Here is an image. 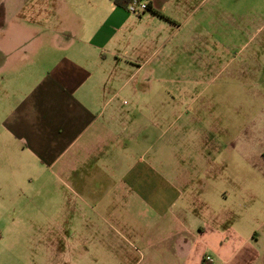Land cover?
Wrapping results in <instances>:
<instances>
[{"label":"crops","instance_id":"1","mask_svg":"<svg viewBox=\"0 0 264 264\" xmlns=\"http://www.w3.org/2000/svg\"><path fill=\"white\" fill-rule=\"evenodd\" d=\"M145 1L150 9L132 14L113 0H26L74 40L55 47L71 50L67 58L29 57L20 67L10 50L0 59L1 136L53 178L51 191L41 184L38 216L78 258L83 246L104 264H258L264 218H240L234 203L248 211V181L239 182L231 152L221 153L192 112L218 107L199 103L222 95L199 84L228 72L247 78V96L264 97L263 59L252 47L240 56L261 29L248 15L263 16L264 0ZM0 34V47L12 49L7 30ZM239 34L248 37L241 44ZM117 75L124 82L112 89ZM152 81L194 86L160 91ZM163 94L171 101H154ZM176 126L195 137L178 143ZM56 252L54 264L63 245Z\"/></svg>","mask_w":264,"mask_h":264},{"label":"rangeland","instance_id":"2","mask_svg":"<svg viewBox=\"0 0 264 264\" xmlns=\"http://www.w3.org/2000/svg\"><path fill=\"white\" fill-rule=\"evenodd\" d=\"M39 8L29 6L26 0H0V29L7 30L6 35L11 38L8 44L13 47L12 49H6V45L0 47V59L8 57L7 51L9 53L11 50L13 54L15 53L13 57H17L22 67L23 59L29 57L56 58L62 56L67 58L71 56V50L56 49V45L59 47L71 43L74 40V33L57 31V18L52 13L44 14L43 11H39ZM260 11L264 12V1L261 2ZM248 17L256 21L255 26L261 24V29L256 34L253 43L246 45V47L249 45V49L243 50L240 56L250 51L251 47L254 48L256 57L263 59L259 64L264 70V14L263 16L258 15L253 11ZM247 38L239 34L237 43L241 44ZM1 41L6 43L7 39L0 37ZM24 43H29V45L22 48ZM40 43L43 44V49L36 51ZM112 67L110 66V70ZM121 67L124 68L125 65L122 64ZM15 68L16 66H13L11 70ZM106 68L109 69V64H106ZM94 69L97 70V66H94ZM239 77L240 80H234V76L228 72L215 77L210 82L200 83L199 88H205L206 91L212 93L220 91L218 93L222 95L197 98L201 104L218 107L211 110L208 106V109L202 111L201 114L192 112V116H196L202 122L201 129L207 133L206 135L212 132L215 138L221 140L219 147L222 154L231 152L233 156L231 165L237 172L239 182L248 181L244 185L240 183L241 187L248 185L253 193V196L248 199L250 205L248 211L241 208L239 202L234 200V203L239 207L240 218L254 212L256 222H258L264 218V97L257 94L252 97L247 96V78H244V75ZM123 82V78L117 75L115 79L110 80L109 85L113 89L122 85ZM192 84L182 81L147 83L148 86L151 85V88L160 91L192 88L194 86ZM127 88H130L129 84ZM4 95L6 94L0 88V98ZM160 100L171 101L166 94L154 98L155 102ZM181 100L189 102L188 100L191 99L182 97ZM121 101L126 104L129 99L124 97ZM3 117L4 114L0 112V121H4L5 117ZM186 118L191 119L184 117L185 121ZM177 127L179 126H176L171 133L178 143L181 144L185 138L195 137L194 130L190 129L184 134L183 130ZM197 136H199L198 130ZM3 138L5 137L1 136L0 131V264H54V257L57 255L56 248L60 244L63 245L65 256L59 260L58 264H104L102 258H92L81 254L85 248L83 246L77 247L81 256L76 257L70 240L58 241L55 227L42 224L38 216V210H40L38 206L44 194L41 184L46 182L48 184L46 189L51 191L54 189L51 185L53 178L41 176L38 170L27 166V160L22 161L23 156L18 154V152L21 153L18 145ZM223 181L224 186L226 183ZM66 195L71 196L69 192ZM231 201H233L232 198L227 203ZM261 238L259 245L261 250H264L262 247L264 234ZM258 264H264V258L260 259Z\"/></svg>","mask_w":264,"mask_h":264},{"label":"built area","instance_id":"3","mask_svg":"<svg viewBox=\"0 0 264 264\" xmlns=\"http://www.w3.org/2000/svg\"><path fill=\"white\" fill-rule=\"evenodd\" d=\"M126 9L132 14H140L147 10V2L145 0H131ZM211 256L205 255L204 261H211Z\"/></svg>","mask_w":264,"mask_h":264},{"label":"trees","instance_id":"4","mask_svg":"<svg viewBox=\"0 0 264 264\" xmlns=\"http://www.w3.org/2000/svg\"><path fill=\"white\" fill-rule=\"evenodd\" d=\"M114 3H116L117 5H121L123 7H127V4L131 1V0H113ZM150 9L149 5L147 4V10Z\"/></svg>","mask_w":264,"mask_h":264}]
</instances>
